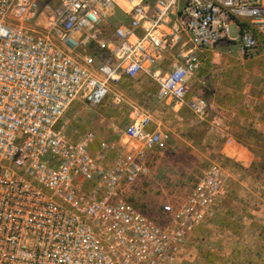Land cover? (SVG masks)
I'll list each match as a JSON object with an SVG mask.
<instances>
[{
    "label": "built area",
    "instance_id": "built-area-1",
    "mask_svg": "<svg viewBox=\"0 0 264 264\" xmlns=\"http://www.w3.org/2000/svg\"><path fill=\"white\" fill-rule=\"evenodd\" d=\"M115 9L126 20L106 35ZM261 34L264 0H0V264H199L193 234L226 171L211 162L188 187L155 189L182 197L158 212L149 200L140 207L155 191L150 155L182 157L168 132L147 129L148 101L185 106L203 124L207 103L189 84L200 54L234 43L254 58ZM213 52L216 64L223 52ZM140 73L157 88L133 107L117 147L103 139L93 148L92 132L71 139L59 126L74 101L99 104Z\"/></svg>",
    "mask_w": 264,
    "mask_h": 264
},
{
    "label": "crops",
    "instance_id": "crops-1",
    "mask_svg": "<svg viewBox=\"0 0 264 264\" xmlns=\"http://www.w3.org/2000/svg\"><path fill=\"white\" fill-rule=\"evenodd\" d=\"M259 38L254 58H242L234 43L200 54L202 63L189 84L190 94L207 103L203 124L193 125L185 106L147 100L152 105L148 130L168 132L171 143L191 159L221 163L226 171L223 195L193 234L197 245L203 243L200 264H264V35ZM217 49L223 53L213 64L209 59ZM163 58L168 65L173 53ZM135 87L146 84L140 80ZM167 184H172L168 178Z\"/></svg>",
    "mask_w": 264,
    "mask_h": 264
},
{
    "label": "rangeland",
    "instance_id": "rangeland-1",
    "mask_svg": "<svg viewBox=\"0 0 264 264\" xmlns=\"http://www.w3.org/2000/svg\"><path fill=\"white\" fill-rule=\"evenodd\" d=\"M125 14L121 10L115 9L114 14L107 20L103 27V33L106 35L111 34L114 27L119 21H125ZM231 35L235 34V26L231 25ZM264 41V38L261 39ZM143 80L146 87L137 89L135 87L136 82ZM157 84L148 75L144 73L138 74L135 78L121 77L120 81L113 85V88L109 94L96 105H88L87 103L74 101L65 111L64 115L59 120V126L65 131V133L71 139H78L87 132H92L95 135L94 142L99 140H107L110 145L119 144L120 137L124 127L130 120V113L134 105L141 106L156 90ZM121 93L122 101L116 102L115 95ZM96 147V146H95ZM178 152L182 154L181 158H177L172 153H164V156L160 157V154L154 152L150 155L148 161L153 164V173L148 178L149 183L154 186V190L160 187V182H164V187H188L194 182L195 174H198L201 169L206 167L210 161L202 158L194 161L190 155L187 154L183 148H176ZM221 164V163H219ZM164 168V179L160 178V169ZM168 170V172L166 171ZM189 173L186 183L180 181L182 173ZM169 173V174H168ZM178 173V174H177ZM171 176V178L169 177ZM174 175V176H173ZM178 176V178H176ZM167 178L170 179V183L167 184ZM161 179V180H160ZM183 190L179 189L178 193H171L164 188V191L149 190L145 200L138 199L140 207H145L149 203L154 212H158L159 203L171 198L173 195L182 197ZM194 241V247L191 248L192 254L200 262L203 260L201 255L202 244ZM199 255H198V254Z\"/></svg>",
    "mask_w": 264,
    "mask_h": 264
}]
</instances>
